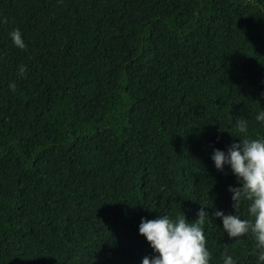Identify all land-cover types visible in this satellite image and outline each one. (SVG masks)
Wrapping results in <instances>:
<instances>
[{
	"label": "trees",
	"instance_id": "16d2710c",
	"mask_svg": "<svg viewBox=\"0 0 264 264\" xmlns=\"http://www.w3.org/2000/svg\"><path fill=\"white\" fill-rule=\"evenodd\" d=\"M0 20V264H141L142 217L202 206L209 264H257L211 216L238 181L210 156L238 118L264 135V0H0Z\"/></svg>",
	"mask_w": 264,
	"mask_h": 264
},
{
	"label": "clouds",
	"instance_id": "9594fccd",
	"mask_svg": "<svg viewBox=\"0 0 264 264\" xmlns=\"http://www.w3.org/2000/svg\"><path fill=\"white\" fill-rule=\"evenodd\" d=\"M7 35L17 48L26 47L19 29L13 28ZM17 72L23 74L24 66L19 65ZM15 86L13 81L8 82L9 89L14 90ZM254 119L264 128V108ZM234 128L238 135H232L238 136L239 141L231 143L226 150L214 148L210 158L217 170H223L227 165L238 181V186H228L237 214L215 210L211 216L220 218L222 231L230 239L250 235L257 264H264V135L250 136L244 119H236ZM242 203L246 204L248 218L238 214ZM209 216L202 206L194 220L186 219L183 212L164 213L153 219L142 217L138 232L149 242L155 255L144 256L141 264H209L210 253L202 227ZM221 264H236V261L230 253L223 251Z\"/></svg>",
	"mask_w": 264,
	"mask_h": 264
}]
</instances>
